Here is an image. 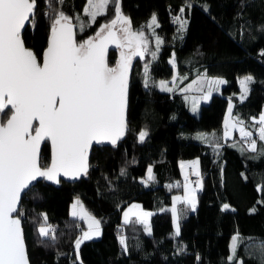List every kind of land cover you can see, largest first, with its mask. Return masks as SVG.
I'll return each mask as SVG.
<instances>
[{
    "label": "trees",
    "instance_id": "obj_1",
    "mask_svg": "<svg viewBox=\"0 0 264 264\" xmlns=\"http://www.w3.org/2000/svg\"><path fill=\"white\" fill-rule=\"evenodd\" d=\"M86 1L36 0L22 31L25 45L41 59L53 19L61 11L76 23L78 43L115 18V4L110 3L92 21L84 11ZM119 5L131 27L147 33L149 18L155 14L154 33L162 43L155 60L150 52L133 57L123 139L115 145L93 146L86 174L72 180L42 178L23 194L18 215L30 264H238L239 260L261 264L264 141L257 130L264 107V0H119ZM178 16L187 22L183 30ZM173 58L175 67L169 62ZM116 60L117 53L111 49L109 66ZM146 64L148 88L144 86ZM174 73L180 90L163 91L155 85L157 79L172 78ZM199 73L221 76L225 83L194 114L181 87ZM244 75H251L252 82L241 99L239 78ZM229 100L232 116L253 132L256 152L249 150L239 130L231 138L223 136ZM6 118L0 113V120ZM141 131L147 132L143 141ZM196 132H209L212 137L209 141L196 138ZM49 154L45 141L42 166L48 164ZM195 157L198 201L194 210L184 202L177 204L176 235L172 195L183 187L175 181L172 161ZM148 166L153 178L145 185L141 179L146 178ZM74 197L101 226L100 235L81 240L79 248L76 241L85 226L82 219L70 215ZM133 201L151 210L150 232L136 216L122 222V210ZM42 224L51 226L48 237L39 234ZM234 235L240 240L234 259L229 260Z\"/></svg>",
    "mask_w": 264,
    "mask_h": 264
},
{
    "label": "snow or ice",
    "instance_id": "obj_2",
    "mask_svg": "<svg viewBox=\"0 0 264 264\" xmlns=\"http://www.w3.org/2000/svg\"><path fill=\"white\" fill-rule=\"evenodd\" d=\"M110 3L115 4V18L101 25L94 37L79 43L68 16L62 11L56 13L41 62L22 39V30L33 15L36 0H0V113L7 116L6 120H0V264H29L21 221L12 214L18 211L22 193L30 187L31 182L38 177L55 181L60 174L70 178L86 174L88 150L92 143L107 140L115 145L125 134L132 59L143 58L145 52H150L155 60L162 41L157 36V51H150L144 31H133L129 19L121 14L119 0H87L84 11L95 21L105 13ZM176 20L183 30L187 22L179 16ZM153 26H158L155 15L146 27L152 29ZM83 27L82 24V30ZM110 44L120 49V57L114 67L109 66L106 58ZM169 62L175 67L174 58ZM251 82V76L240 81L241 99ZM204 83L210 95L225 81L216 78ZM144 86L149 87L147 64ZM159 87L163 91L173 90L167 87L166 81H160ZM191 87L188 86L189 89ZM231 107L229 104L230 113ZM8 110L10 115H7ZM228 121L229 117H226L225 137L229 135ZM258 123L257 135L264 141V113L260 115ZM236 125H240L241 139L248 141L249 150L256 152L257 141L252 138L253 132L246 130L242 121L237 120L233 126ZM146 135L147 132L141 131L139 139L143 141ZM198 138L206 139L203 136ZM48 140L51 141L52 162L51 166L42 167L39 163L40 145ZM260 151L264 153V149ZM191 163L195 169L197 162ZM151 173L152 169L149 168V180L153 178ZM194 174L199 175L198 171H194ZM196 184L199 187L200 181L197 180ZM173 199V224L176 235H179L180 213L175 202L181 198ZM79 203L77 200L73 205V216L77 215L75 209ZM184 203L195 209V189L189 191L187 185ZM224 208L227 209L228 205H224ZM130 212L131 209L124 214L125 223L129 222ZM81 214L88 217L90 229H94L98 235L100 222L84 212L82 206ZM145 230H149L147 226ZM50 231V225H42L39 234L48 237ZM83 238L90 239L91 234L86 232ZM239 240L238 235L233 237L229 260L234 259ZM80 243L78 239L77 248ZM121 244H124L123 237ZM260 252L261 264H264V242H261Z\"/></svg>",
    "mask_w": 264,
    "mask_h": 264
},
{
    "label": "rangeland",
    "instance_id": "obj_3",
    "mask_svg": "<svg viewBox=\"0 0 264 264\" xmlns=\"http://www.w3.org/2000/svg\"><path fill=\"white\" fill-rule=\"evenodd\" d=\"M86 6H87V1H86V4H85V6H84V10H85V8H86ZM153 15H155V14H153ZM152 15V16H153ZM152 16L149 18V21L151 20V18H152ZM149 21H148V23H149ZM106 23H108V22H106ZM106 23H103V24H106ZM102 24V25H103ZM101 27V26H100ZM100 27L98 28V30L97 31H99V29H100ZM119 27V25H117V28ZM155 27L156 26H153V28L152 29H149L148 30V33H147V31H145V30H142V31H144V33H145V37L148 39V47L150 48V47H152V49H151V51H157V46H156V37H157V35H155ZM132 28V27H131ZM132 30L133 31H135V30H137V29H135V28H132ZM97 31H96V33H97ZM96 33L94 34V35H92L91 37H94L95 35H96ZM159 37V36H158ZM90 38V37H89ZM160 38V40H162V38L161 37H159ZM152 45V46H151ZM125 51H127V49H125ZM157 53H158V51H157ZM248 76H251V75H244V76H242V77H240L239 78V85H240V91H239V93H238V95H239V97L241 98V95H242V86H241V83H240V81H242L245 77H248ZM202 75L201 74H198V75H195L192 79H190L188 82H186L182 87H181V91H182V89H183V92L185 93L184 94V97H185V100H186V103H187V106H188V108H189V110L192 112V113H194V114H198V112H199V108H200V105H201V103H206V102H208L209 100H210V96H211V94L214 92L213 90L211 91V94L209 95L208 94V87H207V85H205L204 84V82H203V80H202ZM160 81H166L167 82V87H169V88H172V89H176V90H180V79L179 80H174V76L172 77V78H169V79H165V78H159V79H157L156 80V82H155V85L159 88V89H161L160 87H159V83H160ZM194 81H199V83H193ZM173 83L175 84V87H173ZM189 85H192V87L189 89L188 88V86ZM247 87L249 88V85H247ZM247 93H248V91H247ZM247 93L245 94V96L247 95ZM245 96H244V98H245ZM206 97V98H205ZM229 104H231V101L229 100V102H228V106H227V109H226V112H225V118H226V114L227 113H229ZM195 107V111H193V108ZM262 113H264V107H263V109H262V111H261V113H260V115L262 114ZM232 115V114H231ZM260 115L258 116V118L260 117ZM237 130H239V128H237ZM201 133H209V132H196V138H198V137H201L202 136V134ZM239 134H240V132H239ZM193 161H196L197 162V164H196V166H195V169H194V171H198V158H191V159H181V160H177V162H179L181 165L182 164H184V169H185V164L186 163H188V162H190V164L192 165V163L191 162H193ZM180 165H179V167L178 166H176V171L177 170H180L179 172H180V174L182 175L183 174V172L185 171V170H183V172H182V169H180ZM149 168H151V166H148V168H147V171H146V178H142L141 180H142V182L145 184V185H147L148 184V169ZM184 177H186L185 176V172H184ZM179 180V179H178ZM178 180H176L175 179V181H178ZM187 185V187H188V189H189V191H191L192 190V187L190 186V184H189V182L185 179V181L182 183V187H183V189L181 190V191H179V192H176V193H173V195H172V204H171V209H172V207H173V203H174V197H180L181 198V200L180 201H176L175 203H176V208H177V204L179 203V202H184V197H185V186ZM200 187V186H199ZM199 187H197V185L195 186V205H197V201H198V198H197V193H196V191L199 189ZM77 200H79V205H77L76 206V212H77V215L76 216H73L72 215V213H73V205L74 204H76V201ZM138 206V207H133V206ZM81 206H82V208H83V211L84 212H87L88 213V215L89 216H91L92 218H94L95 220H97V221H99V219L95 216V215H93L85 206H84V204L82 203V201L78 198V197H74L73 198V200L71 201V203H70V206H69V212H70V215L71 216H73V217H77V218H79V219H82V221H83V223H84V229H83V231H82V233L80 234V240H83V239H85V238H83V236H84V233H86V232H89L90 234H91V238H95V237H98L99 235H100V233H101V226H100V224H99V234L97 235V234H95V232H94V229H90V227H89V225L91 224V221L88 219V217L87 216H83L82 214H81ZM190 206V205H189ZM196 207V206H195ZM131 209V212L129 213V217H128V221L130 220V218L132 217V216H136L137 218H139L142 222H143V224H146L145 225V227L147 226V228L149 229L148 231L150 232V225H149V220H150V215H151V210H149V209H146V208H144L139 202H137V201H133V202H131V203H129L123 210H122V212H121V220H122V222H125V212H129V210ZM190 209H192L191 208V206H190ZM193 210V209H192ZM143 213H150V215H148V216H144L143 215ZM100 222V221H99ZM172 222H173V217H172ZM42 225H44V226H48L47 224H42ZM42 225H40V227L42 226ZM173 228H174V231L176 232V229H175V227H174V224H173ZM234 236H236V235H234ZM233 236V237H234ZM123 236H120V238H122ZM233 237H232V239H231V242H230V256L232 255V243H233ZM238 264H241V260H239L238 261Z\"/></svg>",
    "mask_w": 264,
    "mask_h": 264
},
{
    "label": "water",
    "instance_id": "obj_4",
    "mask_svg": "<svg viewBox=\"0 0 264 264\" xmlns=\"http://www.w3.org/2000/svg\"><path fill=\"white\" fill-rule=\"evenodd\" d=\"M69 21L71 22V24L73 25V33H74V36H75V39H76V23L75 22H73L72 20H70L69 19ZM26 24H27V22H26ZM23 31V30H22ZM26 46V45H25ZM27 47V46H26ZM28 48V47H27ZM47 48V46L45 47V49ZM30 49V48H29ZM44 49V50H45ZM111 49H113V50H116L117 48L115 47V45L114 44H110L109 46H108V50H107V60H108V54H109V51L111 50ZM31 50V49H30ZM44 52V51H43ZM43 54V53H42ZM119 57H120V51L117 53V60H116V62L119 60ZM41 62H42V57H41ZM116 62H115V65H116ZM132 62H133V59H132ZM114 65V66H115ZM113 66V67H114ZM131 70H132V66H131V68H130V70H129V84H130V79H131ZM128 93H129V85H128ZM127 106H128V102H127ZM11 114V112L9 113V115ZM7 119V118H6ZM5 119V120H6ZM126 121H127V109H126ZM34 134V133H33ZM123 137H124V135L119 139V140H117V142L118 141H120V140H122L123 139ZM45 141H42L41 142V145H40V150H39V163H40V155H41V149H42V146H43V143H44ZM48 142V144H49V147H50V154H49V161H48V164L47 165H45V166H42L41 164V166L42 167H49V166H51V162H52V148H51V141L50 140H48L47 141ZM116 142V143H117ZM112 143L110 142V141H107V140H103V141H101L100 143H96V142H93L92 143V145H91V147L89 148V150H88V167H89V158H90V154H91V150H92V148H93V146H101V145H111ZM81 175H84V173H81L80 174V176ZM43 177H38L36 180H34V181H32L31 182V184H30V187H32L38 180H40V179H42ZM59 178H62V179H66V180H72V179H74V178H70V177H67V176H64L63 174H60V175H58L57 176V178H56V180H58ZM55 180V181H56ZM29 187V188H30ZM28 188V189H29ZM28 189H26L23 193H22V196H23V194L28 190ZM22 196H21V198H22ZM20 202H21V199H20V201H19V203H18V205H17V208L19 209V206H20ZM14 217H18L19 219H20V221H21V218L19 217V215H18V211L16 212V213H13L12 214ZM21 229H22V232H23V228H22V222H21ZM23 238H24V236H23ZM24 243H25V240H24ZM25 249H26V254H27V248H26V243H25ZM27 256H28V254H27ZM28 260H29V258H28ZM29 264H30V261H29Z\"/></svg>",
    "mask_w": 264,
    "mask_h": 264
},
{
    "label": "crops",
    "instance_id": "obj_5",
    "mask_svg": "<svg viewBox=\"0 0 264 264\" xmlns=\"http://www.w3.org/2000/svg\"><path fill=\"white\" fill-rule=\"evenodd\" d=\"M199 74H201L202 75V80H203V82L205 81V80H210V79H216V78H219V79H222V80H224L225 81V79L223 78V77H221V76H215V75H205L204 73H199ZM174 78H176L177 76H178V74H175L174 73ZM172 76V77H173ZM205 84V83H204ZM224 84V83H223ZM223 84H220V85H218L217 86V88L216 89H214L213 91L214 92H218V91H220V89H221V87L223 86ZM205 85H207V84H205ZM183 92V91H182ZM231 106H232V103H231ZM226 117H229V121H228V124H229V128H228V131H229V135L227 136V137H225V116H224V120H223V125H224V127H223V136L225 137V138H231V137H233L234 136V133H235V130H237V128H239L240 127V125H236L235 127L233 126L234 124H235V122L237 121L232 115H231V113L229 112V113H227L226 114ZM234 131V132H233ZM257 132H258V130H257ZM202 134V136L203 137H206V140H208L209 141V138H211L212 137V134L210 133H201ZM259 137V136H258ZM205 140V139H204ZM190 164V162H188V163H186L185 165H189ZM172 165H173V170H174V175H175V179L176 180H178V181H176V182H179V183H183L184 181H185V177H184V172H183V170H185L184 169V164H183V167H182V165L179 163V162H177V160H173L172 161ZM179 165L181 166L180 167V169H182V172H183V174L181 175L180 174V170H177L176 171V166H178L179 167ZM186 167V166H185Z\"/></svg>",
    "mask_w": 264,
    "mask_h": 264
},
{
    "label": "built area",
    "instance_id": "obj_6",
    "mask_svg": "<svg viewBox=\"0 0 264 264\" xmlns=\"http://www.w3.org/2000/svg\"><path fill=\"white\" fill-rule=\"evenodd\" d=\"M185 176L187 177V181L189 182V184L192 187V189H194L195 186L197 185L196 181L197 180L200 181V175H198V176L195 175L193 167L191 165H186V167H185Z\"/></svg>",
    "mask_w": 264,
    "mask_h": 264
},
{
    "label": "flooded vegetation",
    "instance_id": "obj_7",
    "mask_svg": "<svg viewBox=\"0 0 264 264\" xmlns=\"http://www.w3.org/2000/svg\"><path fill=\"white\" fill-rule=\"evenodd\" d=\"M115 51H116V53H118L120 51V49L117 48Z\"/></svg>",
    "mask_w": 264,
    "mask_h": 264
}]
</instances>
